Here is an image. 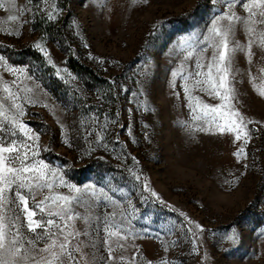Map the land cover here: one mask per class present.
Instances as JSON below:
<instances>
[{
  "label": "rangeland",
  "instance_id": "1",
  "mask_svg": "<svg viewBox=\"0 0 264 264\" xmlns=\"http://www.w3.org/2000/svg\"><path fill=\"white\" fill-rule=\"evenodd\" d=\"M0 264H264V0H0Z\"/></svg>",
  "mask_w": 264,
  "mask_h": 264
},
{
  "label": "trees",
  "instance_id": "2",
  "mask_svg": "<svg viewBox=\"0 0 264 264\" xmlns=\"http://www.w3.org/2000/svg\"><path fill=\"white\" fill-rule=\"evenodd\" d=\"M60 34V33H59ZM29 55L38 58V55H35L34 53H30ZM69 67L75 71L76 73H86V74H91L90 70L86 68L84 65L79 64L77 61H73L72 59L69 60ZM53 94L58 97L57 91L53 90Z\"/></svg>",
  "mask_w": 264,
  "mask_h": 264
}]
</instances>
